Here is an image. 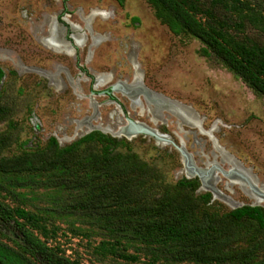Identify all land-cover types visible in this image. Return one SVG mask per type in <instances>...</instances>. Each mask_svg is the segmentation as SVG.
<instances>
[{"label": "rangeland", "instance_id": "rangeland-1", "mask_svg": "<svg viewBox=\"0 0 264 264\" xmlns=\"http://www.w3.org/2000/svg\"><path fill=\"white\" fill-rule=\"evenodd\" d=\"M50 36L71 54L46 47L43 41ZM206 52L149 0H0V104L7 116L0 132L13 136L5 156L42 151L52 138L63 149L99 132L116 140L117 151H130L157 169L164 184L197 180L186 178L181 156L171 145L145 135L126 139L100 131L115 132L129 118L182 143L196 166L213 163L225 171L238 170L264 191V98ZM106 76L107 82L92 88L96 77ZM118 81L144 87L159 99L157 104L139 96L142 111L118 92L111 101L91 94ZM197 183L194 194L210 196L202 207L208 213L221 215L242 206L264 210V202L258 203L236 179L216 173L211 181L215 192ZM28 199L43 212L66 197L38 190ZM47 228L48 238L40 239L76 264L147 262L141 255L133 263L96 252L104 235L79 218H56ZM10 238L0 225V251L7 246L10 253L17 252ZM0 264L21 263L0 254Z\"/></svg>", "mask_w": 264, "mask_h": 264}, {"label": "trees", "instance_id": "trees-1", "mask_svg": "<svg viewBox=\"0 0 264 264\" xmlns=\"http://www.w3.org/2000/svg\"><path fill=\"white\" fill-rule=\"evenodd\" d=\"M149 1L264 98V0ZM5 115L0 104L1 123ZM8 133L0 132V225L13 236L17 252L1 246L2 258L76 264L40 239L48 238L54 219L76 217L104 235L96 252L125 262L141 255L146 264H264L260 207L208 213L202 207L210 196L194 194L197 180L164 184L157 169L130 151H117L116 140L99 132L63 149L52 138L42 151L6 157L13 142ZM101 143L106 146L98 150ZM38 190L55 191L66 200L41 212L28 204V194Z\"/></svg>", "mask_w": 264, "mask_h": 264}, {"label": "water", "instance_id": "water-1", "mask_svg": "<svg viewBox=\"0 0 264 264\" xmlns=\"http://www.w3.org/2000/svg\"><path fill=\"white\" fill-rule=\"evenodd\" d=\"M96 87V82L94 83ZM120 93L128 98L138 99L139 96H144L148 101L157 104V97H154L147 89L140 85L131 86L125 84L124 82H116L110 86L108 90L101 91L97 93L99 96L108 95L112 96L113 93ZM94 95V92H91ZM120 128L122 130H120ZM103 133H107L100 130ZM112 137H124L126 139H131L137 135H145L159 144L171 145L181 156V162L184 168L185 176L188 179L196 178L200 182V186L207 188L215 192L211 181L216 173L221 174L225 178L236 179L239 182L245 184L250 192L262 202H264V191L259 189L254 183H252L247 176L235 169H229L227 171L223 170L217 164H210L204 168L195 165L192 155L187 152L182 143L178 145L170 140L166 135L158 133L156 129L150 128L144 123L125 118V124L116 129L115 132L109 133Z\"/></svg>", "mask_w": 264, "mask_h": 264}, {"label": "bare ground", "instance_id": "bare-ground-1", "mask_svg": "<svg viewBox=\"0 0 264 264\" xmlns=\"http://www.w3.org/2000/svg\"><path fill=\"white\" fill-rule=\"evenodd\" d=\"M91 37V36H90ZM43 43H44V45L46 46V47H48L49 49H52V50H54V51H57V52H63V53H66V54H68V55H70L71 54V50H69V49H67V48H65V47H63L62 45H60V44H58L57 42H56V40L54 39V37L53 36H50V37H48V38H46L44 41H43ZM81 43H82V41L81 40H75V44L76 45H78V46H80L81 45ZM93 47V46H92ZM77 48V47H76ZM138 78H135V80H137ZM109 80V78L106 76V77H96V87H98V86H100V85H102V84H104L105 82H107ZM130 100L132 101L131 103L133 104V105H135V107H138L139 109L141 108L142 109V107H141V104L138 102V100L137 99H132V98H130ZM159 100V99H158ZM162 101V100H161ZM164 104H165V106L164 107H170V105L169 104H166L164 101H162ZM147 110V109H146ZM142 111H143V109H142ZM148 111V113H150L152 116H154L153 115V111H151L150 109H148L147 110ZM87 122V121H86ZM196 125V124H195ZM103 131H105V132H107V133H112L111 131H109L108 129H102ZM120 130H122L121 128H120ZM204 134H206V135H208L210 138H211V140L212 141H214L213 139H212V137L210 136V134L209 133H204ZM214 143V146L215 147H217V145L215 144V142H213ZM221 175V174H220ZM235 181V180H234ZM214 197H215V195H213ZM254 197V196H253ZM254 199L258 202V203H261L262 201L259 199V198H257V197H254Z\"/></svg>", "mask_w": 264, "mask_h": 264}, {"label": "flooded vegetation", "instance_id": "flooded-vegetation-1", "mask_svg": "<svg viewBox=\"0 0 264 264\" xmlns=\"http://www.w3.org/2000/svg\"><path fill=\"white\" fill-rule=\"evenodd\" d=\"M96 81H94V83H95ZM94 83H93V85H92V88L93 89H96L97 87H94ZM111 86V85H110ZM110 86L107 88V89H105V90H108L109 88H110ZM105 90H102V91H105ZM91 92H94V95H98L97 93H99V92H96V90H92ZM104 96H107L108 98H109V100L111 101L112 100V96H108V95H104ZM135 121V120H134ZM120 127V126H119ZM119 127H117V129L119 128Z\"/></svg>", "mask_w": 264, "mask_h": 264}]
</instances>
